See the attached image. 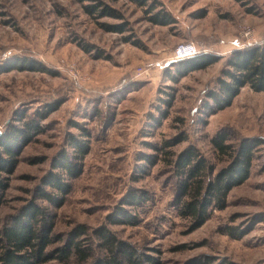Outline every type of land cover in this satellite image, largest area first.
Masks as SVG:
<instances>
[{
	"label": "rangeland",
	"instance_id": "rangeland-1",
	"mask_svg": "<svg viewBox=\"0 0 264 264\" xmlns=\"http://www.w3.org/2000/svg\"><path fill=\"white\" fill-rule=\"evenodd\" d=\"M184 42L215 62L179 76L169 59ZM262 46L264 0H0V137L30 121L40 130L9 178L0 229L32 205L47 213L56 258L46 264L106 258L101 230L143 264H264V93L244 87L230 106L205 108L227 57ZM219 133L233 148L263 143L225 207L193 229L176 205L175 163L192 149L221 170ZM72 139L87 145L83 159ZM71 241L85 261L68 258Z\"/></svg>",
	"mask_w": 264,
	"mask_h": 264
},
{
	"label": "trees",
	"instance_id": "trees-1",
	"mask_svg": "<svg viewBox=\"0 0 264 264\" xmlns=\"http://www.w3.org/2000/svg\"><path fill=\"white\" fill-rule=\"evenodd\" d=\"M130 1L141 3V0ZM86 10L94 12L95 7L88 6ZM104 11L101 14L104 13L105 16L114 15L113 11L106 7ZM155 19L156 17L153 21L159 23ZM214 60V57L199 55L173 62V67L179 76H184L207 68L215 62ZM23 63L20 69H26ZM244 87L264 93V46L236 50L227 57L214 87L206 94L208 103L205 104V108L214 112L230 106L234 97ZM39 133L37 125L30 121L25 122L21 130L12 129L0 137V208L4 204L9 178L16 169L22 149ZM226 139L227 137L219 133L211 140L217 155L226 156L228 159V164L216 173H213L212 168L208 167L203 159L198 158L192 149H186L177 157L175 169L180 182L176 205H179V215L182 218L193 221V229L201 226L208 219L209 211H219L225 207L229 192L248 178L254 150L263 143L260 139L243 138L239 145L233 148L226 144ZM72 140L74 142L72 147L83 159L88 150L87 145ZM165 145L167 147L166 143ZM57 163L68 171L69 178L79 175V168L75 164L68 162L66 165L64 160H58ZM46 184L57 187L60 191L64 190L55 177L49 179ZM46 196L49 198L48 195ZM52 229L49 215L34 205L6 220L0 229V264H46L56 258L54 253L49 251V246L54 241ZM82 234L83 231H78L77 236ZM98 237L102 241L101 247L107 254L106 258H100L93 264H143L141 260H137L139 257H135L133 250L115 240L106 230L99 231ZM79 243L71 241L68 244V258L75 251L80 256L77 261L81 263L88 254L81 250ZM60 252L63 254L65 251ZM147 261L155 264L153 259L147 258Z\"/></svg>",
	"mask_w": 264,
	"mask_h": 264
},
{
	"label": "built area",
	"instance_id": "built-area-1",
	"mask_svg": "<svg viewBox=\"0 0 264 264\" xmlns=\"http://www.w3.org/2000/svg\"><path fill=\"white\" fill-rule=\"evenodd\" d=\"M196 53L197 52H196L195 46L193 44L185 43V42L180 43L174 48L172 55H171L169 60L171 62L180 61L183 59L194 57L196 55ZM138 73L140 74L141 70H139Z\"/></svg>",
	"mask_w": 264,
	"mask_h": 264
}]
</instances>
